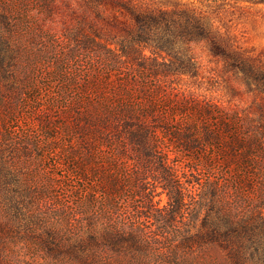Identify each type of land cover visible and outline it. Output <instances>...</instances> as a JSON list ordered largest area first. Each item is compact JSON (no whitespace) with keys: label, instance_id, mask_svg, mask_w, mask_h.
I'll use <instances>...</instances> for the list:
<instances>
[{"label":"rangeland","instance_id":"374dc122","mask_svg":"<svg viewBox=\"0 0 264 264\" xmlns=\"http://www.w3.org/2000/svg\"><path fill=\"white\" fill-rule=\"evenodd\" d=\"M157 3L207 15L218 23V43L264 68V0H0V163L19 179L0 195V264H264L260 226L223 244L187 242L202 232L209 210L203 184L212 172L221 185L215 217L222 231L264 208L249 186L255 163L248 149L231 158L225 148L239 116L258 118L264 94L217 59L218 74L232 80L218 77L198 92L189 77L153 76L132 64L123 45L148 67L171 65L167 53L140 45L130 31V10ZM246 6L247 21L239 20ZM242 36L251 49L238 45ZM200 59L210 66L205 54ZM212 99L224 107L207 117L199 106ZM125 109L155 111L170 130H153L152 149L136 154L125 138L84 127L91 114ZM211 131L215 141L206 143ZM175 133L200 147L185 151ZM151 152L187 194L189 209L173 223L163 218L169 195L154 171L138 177ZM145 195L153 210L144 207Z\"/></svg>","mask_w":264,"mask_h":264},{"label":"trees","instance_id":"16d2710c","mask_svg":"<svg viewBox=\"0 0 264 264\" xmlns=\"http://www.w3.org/2000/svg\"><path fill=\"white\" fill-rule=\"evenodd\" d=\"M148 6L149 7H145L144 9H142L143 7H133L130 10L134 21V26L130 31H132L135 41L140 45L146 44L153 47L152 51H154V53H167L172 59L171 65L167 67V70L148 67L143 58L139 59L133 56L131 51L123 45V56L129 58L132 64L148 71L153 76L164 74V76L178 75L180 77H189L193 82L192 88L198 92V90L204 91L207 89V85L214 82V80L219 81L218 77L232 80L230 79L232 77H226L220 72L218 74L216 71V62L217 60H221L225 63L226 67H231L236 70V72L242 73L247 85L256 86L258 92L264 94V68L256 63L249 62L247 58H243L238 53L227 50L224 45L218 43L216 33L218 23L215 24L213 20L201 12L199 13L191 9L180 8L179 6H175L177 8L174 9H169L164 7V5H158V3L149 4ZM247 8L248 6L238 8L239 20L245 19V17L248 18ZM227 14L228 13H226V15ZM235 24H237V20ZM78 32L76 36L81 37L82 35L78 34ZM261 36L263 35L257 37L259 38ZM239 41L238 45L241 48H252L253 43L250 42V38L246 41L242 36ZM86 45L89 44L87 43ZM188 45H190V47ZM200 46L203 48V53L201 54L206 55L209 59L210 66L201 62V54L197 53L198 49H195V47ZM242 53L245 56L248 51L243 50ZM196 54L200 56L196 57ZM126 85V83H122L120 86L124 87L123 90H125ZM123 90L121 91L124 93ZM208 101L206 105H197L207 117L215 113V110L224 107V103L221 101L215 99ZM185 103L187 105L190 103L192 106L190 100ZM261 110L262 112L258 118L250 114L239 116L240 119L237 120L239 128L234 130L237 136L230 141L231 145L225 148L233 153L231 158H237V155H235L237 149H248V159L255 163L254 166L251 167L252 176L249 186L259 191L264 206V109ZM86 126L87 130L97 132L103 136H114L119 140L125 138V142L133 147L136 154H138L141 149H152L151 133L153 130L169 129L167 123L163 122L155 111L152 112L148 110L142 113H136L126 109L123 112L117 113V115L107 114L104 117L91 114L85 119L84 127ZM226 127L231 128L228 125H226ZM253 129L256 130L250 132V130ZM208 132L210 131L208 130ZM213 133H215V131H211L210 135L205 140L206 143L215 141ZM177 134L178 133H175L174 139L185 151L195 153L200 147L201 143H199L198 140L188 139L184 143L178 138L179 135ZM240 135H244V137H240ZM137 158H139V160L141 159L139 156ZM156 158L153 152L144 155L145 161H139V167L144 171L142 170V172H140L138 170V177L142 180L144 176H147L148 172L154 171V179L162 184L165 192L169 195V210L166 211L167 215L163 216V218L167 222L173 223L178 215L189 209L187 194L184 192L185 189L176 182L175 174L171 169L169 170L164 164L162 165V163H159V167H156ZM213 176L214 173L212 172L208 182L203 184V189L207 192L205 206L208 207L209 210L203 221L202 232L197 237H189L187 241L189 245L223 244L234 240V235L238 234L240 231L248 230L249 233V231H253L259 226L264 230V215H262L260 211V209L264 208L258 210V207L249 211L248 220L243 221L244 225H242L240 221V224L232 226L228 231L221 230V225L215 217V211L217 209L219 210L216 211V214L222 211V205L221 203L219 204L220 200L218 199L221 185L217 183V180L213 178ZM16 180L19 179H17L7 167H4V165L0 163V195L2 194V190L6 188L10 189L11 185L14 184L13 182L17 184ZM22 188L28 190V187L22 186ZM144 199V207L146 210H153L151 205L152 199L147 195H145ZM217 205L219 206L218 208L216 207ZM160 216L161 215H158L157 217ZM240 228L243 229L239 230ZM225 248L228 249V245Z\"/></svg>","mask_w":264,"mask_h":264}]
</instances>
